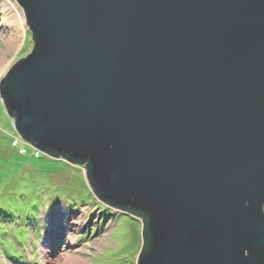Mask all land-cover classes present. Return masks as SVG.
<instances>
[{
    "label": "water",
    "instance_id": "1",
    "mask_svg": "<svg viewBox=\"0 0 264 264\" xmlns=\"http://www.w3.org/2000/svg\"><path fill=\"white\" fill-rule=\"evenodd\" d=\"M17 135L138 219L136 264H264V0H18Z\"/></svg>",
    "mask_w": 264,
    "mask_h": 264
},
{
    "label": "rangeland",
    "instance_id": "2",
    "mask_svg": "<svg viewBox=\"0 0 264 264\" xmlns=\"http://www.w3.org/2000/svg\"><path fill=\"white\" fill-rule=\"evenodd\" d=\"M3 7L0 0V60L8 62L0 80L33 47L27 25L20 51L4 54L11 29ZM17 136L0 101V264H136L141 222L103 204L88 185L85 167L42 152L36 158L28 144V153L20 154L11 145ZM68 254L77 261L69 263Z\"/></svg>",
    "mask_w": 264,
    "mask_h": 264
},
{
    "label": "bare ground",
    "instance_id": "3",
    "mask_svg": "<svg viewBox=\"0 0 264 264\" xmlns=\"http://www.w3.org/2000/svg\"><path fill=\"white\" fill-rule=\"evenodd\" d=\"M2 1L4 5L3 9L8 11L7 12L8 14L6 15L7 16L6 19L8 22V26L11 29V35L5 42L6 48L3 49V52L4 54L9 52H18L20 51L22 45V41L20 40V37L25 35L26 33V28H27L26 13L21 9L18 0H2ZM1 57L2 58L0 60V69L1 71H3L7 67L8 62L6 63L5 57L3 56ZM79 219L80 218H78V220ZM79 222L82 221L80 220ZM63 227L67 228V226H63ZM51 232L52 230L49 231L47 240L51 237L49 236ZM82 264H85V262H83Z\"/></svg>",
    "mask_w": 264,
    "mask_h": 264
},
{
    "label": "built area",
    "instance_id": "4",
    "mask_svg": "<svg viewBox=\"0 0 264 264\" xmlns=\"http://www.w3.org/2000/svg\"><path fill=\"white\" fill-rule=\"evenodd\" d=\"M27 143H25L20 137H15L13 138L12 142H11V145L13 147H18V151L20 154H27L28 153V149H27V146H26ZM32 155L35 156V157H38L40 155V152L33 149L32 150Z\"/></svg>",
    "mask_w": 264,
    "mask_h": 264
},
{
    "label": "crops",
    "instance_id": "5",
    "mask_svg": "<svg viewBox=\"0 0 264 264\" xmlns=\"http://www.w3.org/2000/svg\"><path fill=\"white\" fill-rule=\"evenodd\" d=\"M68 256V259L67 260H69V263H74L75 261H77V258H76V256L74 255H67ZM78 260H79V258H78ZM83 262H85V261H83ZM82 262V263H83ZM87 262H88V260H87ZM85 264H86V262H85Z\"/></svg>",
    "mask_w": 264,
    "mask_h": 264
},
{
    "label": "trees",
    "instance_id": "6",
    "mask_svg": "<svg viewBox=\"0 0 264 264\" xmlns=\"http://www.w3.org/2000/svg\"><path fill=\"white\" fill-rule=\"evenodd\" d=\"M35 157V156H34ZM38 157H40V155L38 156ZM38 157H36V158H38ZM0 222H1V220H0ZM9 256V255H8ZM9 257H11V256H9Z\"/></svg>",
    "mask_w": 264,
    "mask_h": 264
}]
</instances>
